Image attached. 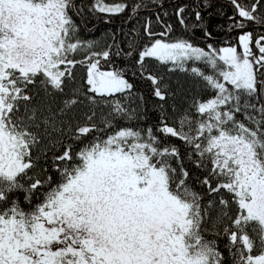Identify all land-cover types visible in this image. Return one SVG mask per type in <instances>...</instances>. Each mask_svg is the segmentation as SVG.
Returning <instances> with one entry per match:
<instances>
[{"label": "snow or ice", "instance_id": "snow-or-ice-1", "mask_svg": "<svg viewBox=\"0 0 264 264\" xmlns=\"http://www.w3.org/2000/svg\"><path fill=\"white\" fill-rule=\"evenodd\" d=\"M228 2L234 44L171 39L157 14L162 31L148 17L101 47L84 18L126 2L0 0V264H264V0ZM212 6L194 11L205 40ZM160 66L207 93L169 105L171 123ZM136 78L160 101L154 126L127 123Z\"/></svg>", "mask_w": 264, "mask_h": 264}, {"label": "trees", "instance_id": "trees-1", "mask_svg": "<svg viewBox=\"0 0 264 264\" xmlns=\"http://www.w3.org/2000/svg\"><path fill=\"white\" fill-rule=\"evenodd\" d=\"M85 2L88 3L90 0H85ZM107 2L111 3L113 0H107ZM119 2H126L129 5V9L119 15L88 13L84 18V24L87 29H91V31H85V28L82 25L79 35L83 39L99 41L100 46L102 47L106 42V34L116 33L119 35L121 28H123L125 32L131 27L139 29L145 18L148 17L153 21L154 30L160 32L163 30V25L156 24V16L159 14L163 18L164 23L172 25L173 30L170 33L171 39H190L194 44H198L201 47H204L207 43H213L214 46L218 48L223 45L217 44L215 41L223 40L231 41L233 44L235 43L234 37L236 33H233L231 36H225V33L218 27L219 25H224L228 16L232 15V7L228 0H210L213 6L206 10H202V16L204 17L203 23L206 24L208 31L213 33L214 40H205L202 30L199 27H192V25L197 24L194 11L196 5L200 3L201 0H156L155 3L153 0H119ZM135 3H141L142 7L137 14H132L131 6ZM182 5L188 6V10L184 13L187 28L178 23L175 15L176 8ZM221 12H223V15H221ZM164 13H167V15L165 16ZM130 14L133 15L132 20H129ZM77 23H80V21L77 20ZM117 63L120 62L118 61ZM168 67H170V65ZM75 71L77 75V83H79L83 70L78 67ZM160 71L165 75L166 81L174 94V98H169L165 104V108L168 109L169 122L171 123L175 119V116L169 105L174 104L177 108L183 109L187 107V101H190L192 97L200 95L206 96L207 93H202L198 83L186 73L180 72L179 70L168 72L167 68L164 66H160ZM132 82L134 83L135 92L141 94L144 99L143 101L136 99L125 101L133 109H136L137 105H140L139 113L141 119L127 123L145 128L156 125L160 116V109L158 107L160 101L158 98H155L150 94V87L146 82L140 81L138 78L134 79ZM165 142L175 144L181 149V153H184L185 148L180 140L169 137ZM48 155L50 156L51 153ZM41 163L44 164L45 167H48L50 160L48 162L42 160ZM189 167L191 168L193 175L199 174L198 170L190 164ZM48 174H53L51 168H49ZM35 202L36 201L34 200L33 203ZM23 206L26 209L28 207L27 205ZM220 243L222 246L224 242L221 241Z\"/></svg>", "mask_w": 264, "mask_h": 264}]
</instances>
